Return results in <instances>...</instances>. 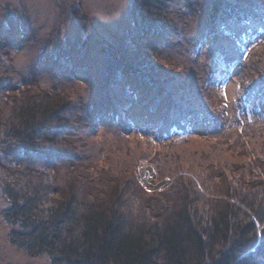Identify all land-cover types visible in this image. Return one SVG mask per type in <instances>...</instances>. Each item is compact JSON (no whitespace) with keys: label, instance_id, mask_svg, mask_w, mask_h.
I'll return each instance as SVG.
<instances>
[{"label":"trees","instance_id":"trees-1","mask_svg":"<svg viewBox=\"0 0 264 264\" xmlns=\"http://www.w3.org/2000/svg\"><path fill=\"white\" fill-rule=\"evenodd\" d=\"M170 1L130 0L140 31L124 39L122 52L101 42L108 76L102 81L94 115L82 111L81 99L46 91L34 78L23 80L17 91L8 90L11 75L0 78V95L12 105L11 114L0 121V148L7 141L25 156L38 153L55 159L46 172L3 170L0 161L2 192L9 203L4 218L19 227L11 231L10 239L28 255L45 254L52 264H264V127L249 139L241 131L234 146L217 144L226 152L245 138L240 144L247 149L238 148L229 164L201 159L195 129L210 128L220 116L214 99L208 97L214 79L197 67L196 73L185 72V79L178 81L176 73L169 83L158 80L156 59L142 46L149 33L172 27L167 17ZM207 13L208 32L220 30L213 51L222 55L226 69L233 68L242 60L241 55L234 56L242 43L264 29V0H212ZM234 29L243 31L240 38ZM230 31L236 40L232 43L226 41ZM3 45L7 44L0 43V57L15 51L14 45L6 51ZM61 57L58 68L65 60ZM250 84L245 87L248 102L264 111V68L257 69ZM141 86L149 88L155 107L166 98L171 101L153 128L165 140L150 139L148 146L137 135L140 127L127 119L126 109ZM193 86L203 89L202 101L198 94L175 100L176 91ZM103 121L136 128V138L123 136L130 147L102 150L96 132ZM180 133L176 141L169 138ZM159 143L172 146L163 149ZM180 149L184 159L166 154ZM127 155L132 161L122 164ZM61 159L93 163L96 168L91 175L70 172L66 189L60 190L55 164ZM142 160L158 166L161 179L169 177L173 183L159 194L146 191L134 172Z\"/></svg>","mask_w":264,"mask_h":264},{"label":"rangeland","instance_id":"rangeland-1","mask_svg":"<svg viewBox=\"0 0 264 264\" xmlns=\"http://www.w3.org/2000/svg\"><path fill=\"white\" fill-rule=\"evenodd\" d=\"M169 3L167 17L171 20L172 27H166V31L161 33L158 30L149 33L142 46L156 59L157 79L165 83L173 80L176 73L179 74L178 81L185 79L187 76L183 74L196 73L197 67L209 71L215 84L208 97L214 99V106L220 110V116L210 128H194L196 137L201 140L194 143L199 144L203 151L201 159L206 163L229 164L238 148L247 149L240 144L241 141H246L245 138L226 152H223L225 146L217 144L228 142L233 145L241 131L244 130L249 139V136H255V131L264 127L263 106L250 105L249 92L245 89L251 85V78L257 69L264 68V29L253 33L248 43H242L243 47L234 54L236 57L241 55L242 60L233 68L226 69L222 55L215 53L212 48L220 30L213 35L208 32L207 12L212 0H171ZM139 28L138 20L134 19L131 12L130 0H0V43L7 44L3 45L5 51L11 45L15 48V51L0 57V78L11 75L8 87L10 91L21 88L23 80L34 78L46 91L53 90L74 96L78 102L81 99L82 111L86 110L88 114L94 115L98 111L97 97L102 90V81L108 76L106 56L101 42L108 43L122 52L124 39H131L135 36L133 34L140 31ZM232 31L235 32L236 38H240L239 32L243 33L240 29ZM232 31L227 34L226 41L229 40V43L236 41L232 38ZM0 50L2 52L1 48ZM10 54L13 58H6V55ZM60 55L65 60L58 68L56 61ZM170 86L173 87L171 84ZM141 87L135 89L133 105L126 109L127 119L133 121L135 127H140V132L137 134L136 128L129 130L111 121H103L98 125L97 132L95 131L98 141L104 144L102 150L115 149L118 145L122 150L130 147L123 138L125 135H130V138L140 136L145 146L150 145L147 143L150 139L157 142L165 140L159 137L153 128L160 124L171 101L169 103L166 98L155 107L150 99L149 88ZM194 94L200 95L202 101L203 89L200 90L196 86H193L192 90L186 88L176 91L175 100L186 101ZM5 96L0 95V121H4L12 110V105ZM145 126L151 127L144 128ZM88 129L93 132V129ZM78 133L82 135L81 128ZM180 136L181 133L172 134L169 138L176 141ZM0 140H3L1 132ZM10 143L6 141V147L0 148L3 170L10 168L17 172H46L48 166L55 161L53 157L38 153L25 156L20 147ZM158 146L169 149L172 144L159 143ZM166 154L183 158L182 149L169 150ZM84 158L88 159L90 155L87 154ZM128 160L132 161V155H127L126 160H121V163ZM55 165L56 183L60 190L66 189L70 172L79 170L83 175H91L96 168L93 163L70 159H61ZM143 168L146 171V179L141 175ZM134 172L137 182L152 193L159 194L173 183V179L169 177L161 179L158 166L146 160H142ZM148 179H154V188L148 187ZM8 207L9 203L4 197L0 182V264H52L49 256L28 255L24 249L11 241V231L19 230V227L11 226L5 221L4 214Z\"/></svg>","mask_w":264,"mask_h":264},{"label":"bare ground","instance_id":"bare-ground-1","mask_svg":"<svg viewBox=\"0 0 264 264\" xmlns=\"http://www.w3.org/2000/svg\"><path fill=\"white\" fill-rule=\"evenodd\" d=\"M141 175L143 177V179H146V171H145V168H143L141 170ZM152 183H154V179H148V182L146 183L148 185L149 188H154V186L152 185ZM162 187H163V184H162Z\"/></svg>","mask_w":264,"mask_h":264},{"label":"water","instance_id":"water-1","mask_svg":"<svg viewBox=\"0 0 264 264\" xmlns=\"http://www.w3.org/2000/svg\"><path fill=\"white\" fill-rule=\"evenodd\" d=\"M8 264H11V263H8Z\"/></svg>","mask_w":264,"mask_h":264}]
</instances>
